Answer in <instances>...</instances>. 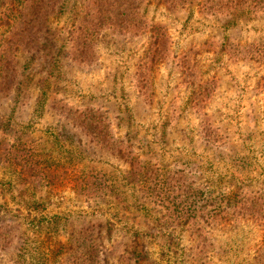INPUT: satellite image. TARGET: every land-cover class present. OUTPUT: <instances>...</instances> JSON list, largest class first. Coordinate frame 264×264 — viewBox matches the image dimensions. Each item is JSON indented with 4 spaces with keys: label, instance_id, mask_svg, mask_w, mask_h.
I'll return each mask as SVG.
<instances>
[{
    "label": "trees",
    "instance_id": "1",
    "mask_svg": "<svg viewBox=\"0 0 264 264\" xmlns=\"http://www.w3.org/2000/svg\"><path fill=\"white\" fill-rule=\"evenodd\" d=\"M156 4L191 13L198 6L206 19L222 21L199 46L215 54L210 67L201 61L196 46L180 54L173 48L168 27L148 17L149 7ZM261 14L264 0H0V251L17 242L13 264H105L109 249L104 229L118 227L127 243L121 254L131 264L150 259L144 241H163L160 254L167 263L207 264L213 254H220L224 264H264V233L261 244L249 251L243 231L219 244L213 236L215 228L236 229L242 220L255 221L264 231V185L254 187L251 175L257 158L252 147L244 144L241 152L224 161L225 168L199 164L197 158H186L182 167H168L155 160L165 153L167 124L161 133L157 130V143L147 135L138 139L139 154L129 133L117 134L107 108L90 103L73 107L61 98L68 87L66 63L93 64L98 46L109 36L147 34L150 43L137 77L143 98L153 103L156 67L176 57L173 63L181 69L186 89L184 107L201 116L198 140L218 152L230 142V134L206 109L219 88L221 63L250 61L264 68V36L242 41L229 31ZM258 87L264 90V73ZM7 102L12 103L9 112L2 114ZM29 103L37 117L52 110L70 120L86 137L80 138L86 148H67L56 133L57 155L46 156L29 138V123L14 124L21 117L15 114L18 107ZM166 123H171L169 116ZM116 127L120 130L121 122ZM194 131L187 124L183 139L194 142ZM90 146L119 156L127 164L125 172L94 167L92 158L85 160ZM68 179L78 195L96 203L97 210L88 215L117 217L120 227L88 216L66 233L71 216L46 214L42 192ZM129 210H142L145 225L128 220L123 213Z\"/></svg>",
    "mask_w": 264,
    "mask_h": 264
},
{
    "label": "rangeland",
    "instance_id": "2",
    "mask_svg": "<svg viewBox=\"0 0 264 264\" xmlns=\"http://www.w3.org/2000/svg\"><path fill=\"white\" fill-rule=\"evenodd\" d=\"M148 17L168 27L173 48L179 54L187 48L196 46L195 48L199 49L200 55L203 56L200 58L206 67H210V63L214 62L215 54H210L205 47L200 48L199 46L211 32H216L214 26H219L222 21L213 18L212 20L206 19L199 11L198 6H194L193 13H191L188 8L174 12L166 9L163 5L156 4L149 7ZM229 33L242 41L263 37L264 14L231 29ZM149 43L147 34L107 37L98 46V58L93 64L71 65L66 63L65 79L68 87L66 92L61 93V98L73 107L85 106L84 104L90 103L92 106L101 105L107 108L114 120L117 134L125 136L129 133L139 154L142 149L138 148L140 145L138 139L147 135L148 138L153 137L154 140H150L153 144L157 143V130L161 133L162 127L167 124L170 134L162 146L165 153L163 156L160 154V160L158 158L155 160L159 163H166L168 167H172L176 163L178 167H182L186 158H197L199 164L213 166V168H225L224 161L225 163L229 162L235 152L236 154L237 151L241 152L243 145L246 144L248 147H252L254 155H251L257 158L251 175L255 183L254 187L258 188L264 185V90L258 87V81L264 73V68L250 61L224 60L221 63L218 72L219 88L210 100L206 112L215 117L217 125H223L227 129L231 140L227 145L223 144L220 151L215 152L211 147L206 149V146L198 140L201 124L200 114L191 108L186 110L184 107L186 89L181 69L173 63L176 57H171L156 67L154 81L157 87V96L153 103L149 104L143 98L138 88V64ZM11 104L8 102L5 104L7 110L2 114L9 112L8 108ZM32 109V103L24 107L19 106L15 114H20L21 117L14 119V124L29 123L31 126L29 138L37 142L46 156L57 155L58 147L53 141L56 133L61 136L60 139L67 148H86L80 139L82 137L85 140L86 137L74 128L70 120L60 117L52 110H47L43 116L37 117L33 115ZM168 116L171 120L170 124L166 123ZM117 122H121L120 130H117ZM176 123L178 126L175 125ZM187 124H190L195 130L194 142L184 140L182 137L181 131ZM128 138L130 137L128 136ZM155 148H159V145ZM85 155L86 161H89V158L93 159L92 164L96 168L110 170L114 167L120 174L127 168V164L119 156L103 150L97 151L93 146H90V151L85 152ZM213 168L211 170L214 174ZM3 170L0 164V173ZM232 170L234 168L228 171L230 176ZM235 174L237 175V173ZM237 177L240 179V174ZM42 194L47 204L46 214L52 216L68 213L71 216V221L66 228L68 234L78 226V224L74 225V222H82L88 216L89 219L99 222L109 221L120 227L117 217L107 218L101 214L88 215V213L97 210L96 203L87 201L85 197L78 195L69 179L46 188ZM123 214L128 217V220L134 221L137 226L138 223L145 225L147 222V217L142 210L139 212L129 210ZM5 220L13 223L14 219L5 217ZM106 229L105 227L103 239L105 247L109 249L107 251L109 261L105 264H131L121 254L127 244L121 240L123 231L118 227H115L111 232ZM213 231V236L218 244L243 231L249 240L247 251L254 250L261 244L264 233L259 224L252 220H242L236 229L218 227ZM243 232L240 235H244ZM66 233L61 232L60 237L66 238ZM162 242L144 241L145 248L150 255V259H147L144 264H173L162 259L160 254ZM16 247L17 242H14L0 251V264H13ZM219 256L220 254H213L211 261L207 264H224Z\"/></svg>",
    "mask_w": 264,
    "mask_h": 264
}]
</instances>
